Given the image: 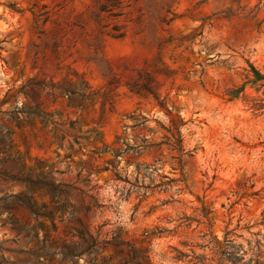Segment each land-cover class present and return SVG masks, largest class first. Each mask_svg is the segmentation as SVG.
I'll list each match as a JSON object with an SVG mask.
<instances>
[{"label":"rangeland","instance_id":"obj_1","mask_svg":"<svg viewBox=\"0 0 264 264\" xmlns=\"http://www.w3.org/2000/svg\"><path fill=\"white\" fill-rule=\"evenodd\" d=\"M249 64L264 71V0H0V109L50 114L0 122L26 168L74 187L77 210L17 208V230L0 213V264H121L117 227L139 264H219L212 235L240 264L264 258V109L250 107L264 96L227 95ZM180 122L190 155L167 144ZM22 188L0 181V194ZM76 217L107 241L61 261Z\"/></svg>","mask_w":264,"mask_h":264},{"label":"trees","instance_id":"obj_2","mask_svg":"<svg viewBox=\"0 0 264 264\" xmlns=\"http://www.w3.org/2000/svg\"><path fill=\"white\" fill-rule=\"evenodd\" d=\"M249 70L245 74V80L242 84L237 87L228 90V99L237 98L240 94L242 97L246 95L245 89L248 86L254 92H261L264 96V71L249 64ZM4 101L0 102L1 103ZM253 110L264 109V98H256L250 106ZM1 118H7L10 121L15 122L16 125L26 118L28 120L30 117H37L43 124L47 123L50 119V114H45L37 109V105L25 107L22 103L20 106L14 105L9 109H0ZM146 120V119H145ZM180 122L178 125L173 124V131H171L172 140L167 144L172 148L177 150L180 155L187 154L190 155L189 150H184L183 148V134L180 130ZM137 124H134V126ZM11 130L8 126H5L0 122V181H13L21 185L23 188L19 191H13L12 189L4 191L0 194V213H6V222H8L12 229H22L19 226L18 220L12 213L17 208H22L27 211L32 216H42L47 218H52L55 212H64L66 204L71 207V214L77 211L68 201L69 192L74 189L71 184L65 183L61 180L52 178L50 171L39 170L38 166L36 169L30 167H25L21 157L11 149V140L9 134ZM142 144H125V150L131 151L132 153L140 152L142 148H145L146 140L141 139ZM124 150V151H125ZM147 170L146 166H141L139 164L135 165V171L139 172V169ZM117 179H121L120 176H116ZM137 178V177H136ZM40 190L43 196H48V201L41 200L36 202L34 198V192ZM82 209L84 214H87L90 210L88 205L83 204ZM76 221L79 227L75 230L79 241H72L70 244L58 246V250L55 253L59 256L61 261L72 260L74 258H79L84 254H92L96 252V247L102 248V243L106 242L105 239H99V232H92L90 230L91 224L88 225L82 223L79 217H76ZM261 222L264 224V217L262 216ZM40 225V224H39ZM41 226V225H40ZM121 228L117 227L112 230V238L116 236L117 245H125L126 249L121 252H125L127 255L121 261V264H128L130 261H135L137 253L132 248V246L121 239L120 237ZM225 243H222L216 235H212L209 242L212 243L214 251L220 255L219 264H227L228 261H232L234 264H240L239 260L242 256L237 251L235 245H233L230 239H224ZM256 249L260 251V248H264V236L261 233H257L254 240ZM264 251V250H263ZM146 262L150 264L145 256ZM103 264H106L104 261ZM241 264H250L241 263ZM254 264H264V258L261 256L254 259Z\"/></svg>","mask_w":264,"mask_h":264}]
</instances>
